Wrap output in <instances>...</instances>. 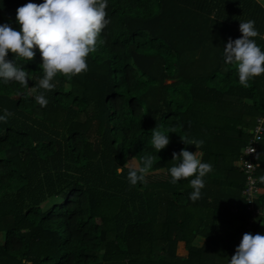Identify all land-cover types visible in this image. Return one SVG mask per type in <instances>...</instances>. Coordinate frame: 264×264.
Wrapping results in <instances>:
<instances>
[{"label":"trees","instance_id":"16d2710c","mask_svg":"<svg viewBox=\"0 0 264 264\" xmlns=\"http://www.w3.org/2000/svg\"><path fill=\"white\" fill-rule=\"evenodd\" d=\"M29 2L43 0H0V24L19 31L16 9ZM107 3L110 23L87 72L71 80L57 74L46 107L35 100L44 90L31 91L44 76L39 50L31 61L6 57L30 79L28 87L0 80V116L13 113L0 121V264H229L243 234L264 235V218H253L240 196L238 162L264 110V74L241 86L223 49L241 37L240 22L253 20L264 51V7L256 0ZM154 128L174 131L156 153ZM180 136L204 143L197 149ZM181 149L212 166L196 202L194 176L170 183L172 153ZM149 154L146 182L131 186L126 163L138 166ZM255 176V207L264 208V133Z\"/></svg>","mask_w":264,"mask_h":264},{"label":"clouds","instance_id":"9594fccd","mask_svg":"<svg viewBox=\"0 0 264 264\" xmlns=\"http://www.w3.org/2000/svg\"><path fill=\"white\" fill-rule=\"evenodd\" d=\"M107 7V0H43L40 4L29 2L18 7L15 19L19 31L9 24H0V80L4 84L16 82L28 87V73L22 67H17L14 59L10 61L6 57L12 53L15 58L31 61L35 56L33 49H38L44 76L31 91L36 93L40 89L44 90L35 95V100L41 107H46L48 100L45 92L54 88L51 81L57 74L71 80L87 72V57L97 50L98 39L110 23L106 18ZM254 25L253 20L240 22L241 37L229 39L223 49L224 62L237 66L239 84L245 88L250 86V80L264 74V51L253 39L260 35ZM12 115L5 109L0 121L7 123ZM169 132L174 131L152 130L151 143L155 153L170 143ZM180 139L183 144L195 145L197 149L204 143L195 138L180 136ZM201 157L202 153L186 149H181L179 154L172 153V160L178 163L169 169L170 183L176 184L194 176L190 180L193 191L189 199L192 202L201 198V190L205 187L203 178L212 171V166L201 162ZM153 160L154 157L149 154L141 157L140 165L129 166L127 179L131 186L146 182ZM123 172L124 167H116L118 175ZM259 181L264 184V176L259 177ZM229 264H264V235L243 234Z\"/></svg>","mask_w":264,"mask_h":264},{"label":"built area","instance_id":"2783aa9c","mask_svg":"<svg viewBox=\"0 0 264 264\" xmlns=\"http://www.w3.org/2000/svg\"><path fill=\"white\" fill-rule=\"evenodd\" d=\"M264 133V110L261 115L255 119L253 129L250 132V137L246 141L244 147L240 150L239 168L243 176V187L240 191V196L253 218H264V208L255 207L257 198V183L258 179L255 176L256 161L260 151V143ZM252 220L248 221L250 224Z\"/></svg>","mask_w":264,"mask_h":264},{"label":"rangeland","instance_id":"374dc122","mask_svg":"<svg viewBox=\"0 0 264 264\" xmlns=\"http://www.w3.org/2000/svg\"><path fill=\"white\" fill-rule=\"evenodd\" d=\"M258 2L261 4V6L264 7V0H258ZM168 82L167 80L164 81V83ZM126 165L129 167L130 165L136 166V163L133 160H128ZM58 200L54 199L51 201H46L44 204L41 205V209H46L48 208L51 204L57 202ZM2 242V234L0 233V244ZM201 240L196 241V245H200ZM178 246V244H177ZM181 247H176V255L179 257H184L186 255L183 246L180 244Z\"/></svg>","mask_w":264,"mask_h":264},{"label":"crops","instance_id":"0c3cea01","mask_svg":"<svg viewBox=\"0 0 264 264\" xmlns=\"http://www.w3.org/2000/svg\"><path fill=\"white\" fill-rule=\"evenodd\" d=\"M257 2H258V0H256ZM259 3V2H258ZM260 4V3H259ZM261 5V4H260ZM263 7V6H262ZM179 245L181 244L182 246H183V244L182 243H178Z\"/></svg>","mask_w":264,"mask_h":264}]
</instances>
